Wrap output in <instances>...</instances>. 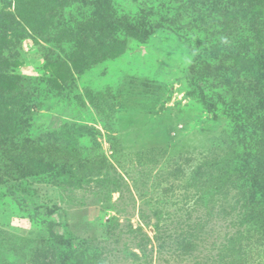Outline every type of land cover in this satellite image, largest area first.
Instances as JSON below:
<instances>
[{
    "label": "rangeland",
    "instance_id": "rangeland-1",
    "mask_svg": "<svg viewBox=\"0 0 264 264\" xmlns=\"http://www.w3.org/2000/svg\"><path fill=\"white\" fill-rule=\"evenodd\" d=\"M250 8L0 0V77L35 98L24 134L72 125L71 151L99 166L69 188L0 186V264H264V112L247 89L264 11Z\"/></svg>",
    "mask_w": 264,
    "mask_h": 264
},
{
    "label": "trees",
    "instance_id": "trees-1",
    "mask_svg": "<svg viewBox=\"0 0 264 264\" xmlns=\"http://www.w3.org/2000/svg\"><path fill=\"white\" fill-rule=\"evenodd\" d=\"M247 3L248 7H251V13H253L251 17L259 18L260 13L264 11V0H247ZM150 12H153V9ZM15 16L21 20V12L18 11ZM147 19H149V16L142 18L143 21ZM145 28L140 29V31L134 30L131 36L136 39H143L152 35L156 29L148 22ZM261 53L262 55L259 56L258 60L263 64L264 51ZM248 75L253 83H250L247 89H249V93L259 96L257 107L261 112H264V73ZM10 86L9 82L0 77V186L8 193L15 189L23 192L31 187L30 178H45L49 181H54L60 188H69L73 182L80 180L76 177H79L78 170L88 167H90L92 173L91 177H97L98 171L92 169L94 166H96V169L99 168L96 162L90 160L81 161L69 147L74 143L71 132L74 128L72 125H65L56 132L34 138L24 134V132L27 133L24 130V124L28 119L29 111L35 98L28 94L27 91H23L22 88L19 91ZM258 124L260 129H264V117ZM77 129L82 130V127ZM202 160L198 170L209 163L208 158ZM196 180L194 185H198ZM205 180H207V177ZM99 183L103 187L106 181L101 180ZM221 191L222 189H219L216 194H212V199L219 195ZM98 195L103 196L102 194ZM106 199H111L109 192L106 193ZM219 208L224 210L223 205Z\"/></svg>",
    "mask_w": 264,
    "mask_h": 264
}]
</instances>
